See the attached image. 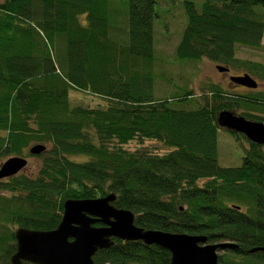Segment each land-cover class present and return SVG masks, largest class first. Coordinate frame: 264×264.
Masks as SVG:
<instances>
[{"label":"trees","instance_id":"1","mask_svg":"<svg viewBox=\"0 0 264 264\" xmlns=\"http://www.w3.org/2000/svg\"><path fill=\"white\" fill-rule=\"evenodd\" d=\"M157 5L129 0L122 25L109 0H0V158L41 161L0 180V264L17 251V229L54 230L67 200L110 194L146 230L235 244L218 264H264L252 252L264 248V145L218 123L223 111L264 122V91L230 81L155 97ZM185 12L179 61L264 80V62L237 57L238 47L264 50V0H187ZM71 89L104 104L72 106ZM222 129L244 147L239 167L219 163ZM38 144L46 151L31 155ZM113 241L95 264H172L157 245Z\"/></svg>","mask_w":264,"mask_h":264},{"label":"water","instance_id":"2","mask_svg":"<svg viewBox=\"0 0 264 264\" xmlns=\"http://www.w3.org/2000/svg\"><path fill=\"white\" fill-rule=\"evenodd\" d=\"M217 68L221 72L230 70L223 66ZM230 81L248 89L258 88L257 81L249 74L232 76ZM218 123L253 143L264 145V122L223 111ZM46 149L38 144L31 147L29 153L38 156ZM27 165L25 157L7 159L0 167V180L17 175ZM115 200V194L96 199H70L64 204L62 220L56 229H17V251L7 264H95L93 257L99 250L113 246V239L157 245L170 252L172 264H218L220 251L237 248L229 242L210 244L206 236L146 230L135 224L133 212L116 208ZM259 250L264 251V248L252 252Z\"/></svg>","mask_w":264,"mask_h":264},{"label":"rangeland","instance_id":"3","mask_svg":"<svg viewBox=\"0 0 264 264\" xmlns=\"http://www.w3.org/2000/svg\"><path fill=\"white\" fill-rule=\"evenodd\" d=\"M110 9L115 15L114 20H119L122 25L127 24V14L129 11V0H109ZM187 0H158L157 14L154 20V48L156 62L155 97H167L181 89H191L195 94L200 95L203 89L210 84H218L229 87L230 77L243 75V71L230 68L228 72L218 70L216 63L203 58L198 61H179L175 56L182 32L187 23L185 12V2ZM86 21V17H81V21ZM83 23V21H82ZM85 24V23H83ZM264 46V39H263ZM237 57L264 62V50H254L246 47H238ZM225 67V66H223ZM229 79V80H228ZM259 80L264 83V80ZM244 92L241 87L234 88ZM264 91V85L259 88ZM70 103L72 106H97L104 102L94 95L76 89L70 90ZM181 106H179L180 108ZM183 108L196 109V102L189 103ZM248 148V145H245ZM219 163L223 167H239L243 164L245 150L241 143L237 142L230 132L219 131ZM8 158H0V167ZM27 167L22 171L28 175H33L41 161L35 157H26ZM75 161H82L83 156L72 157ZM17 231V230H16Z\"/></svg>","mask_w":264,"mask_h":264},{"label":"flooded vegetation","instance_id":"4","mask_svg":"<svg viewBox=\"0 0 264 264\" xmlns=\"http://www.w3.org/2000/svg\"><path fill=\"white\" fill-rule=\"evenodd\" d=\"M228 80H229V79H228ZM257 83H258V88H257V89H259L261 86L264 85V83L261 84L259 81H257ZM244 89H247V88H244ZM23 170H24V169H23ZM23 170H22V171H23ZM22 171H21V172H22Z\"/></svg>","mask_w":264,"mask_h":264}]
</instances>
